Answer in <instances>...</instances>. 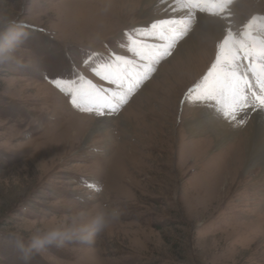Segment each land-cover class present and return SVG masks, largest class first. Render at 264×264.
Segmentation results:
<instances>
[{
  "label": "rangeland",
  "instance_id": "1",
  "mask_svg": "<svg viewBox=\"0 0 264 264\" xmlns=\"http://www.w3.org/2000/svg\"><path fill=\"white\" fill-rule=\"evenodd\" d=\"M146 3L0 0V13L26 33L13 58L0 61V264H264V166L248 169L186 131L207 114L200 109L214 115L187 97L215 63V39L177 43L169 55L170 26L151 24L176 13L165 14V0ZM254 10L264 14V0ZM14 32L0 19V50L18 43ZM115 56L124 62L113 60L105 74L101 65ZM123 63L133 67L128 83ZM61 88L86 106L126 102L101 117ZM255 116L223 123L236 135ZM97 121L108 126L89 139ZM101 203L120 217L92 243L73 239L28 260L17 249V236L42 221Z\"/></svg>",
  "mask_w": 264,
  "mask_h": 264
},
{
  "label": "snow or ice",
  "instance_id": "2",
  "mask_svg": "<svg viewBox=\"0 0 264 264\" xmlns=\"http://www.w3.org/2000/svg\"><path fill=\"white\" fill-rule=\"evenodd\" d=\"M255 2L256 0H165V14L171 11L176 13V17L159 19L151 24L153 30L158 25L170 26L172 44L169 45V55L171 48L177 43L191 46L209 35L215 39L218 49L215 63L203 78L202 84L190 89L187 97L189 102L197 106L213 109L214 115L209 117L213 125L223 121L242 123L255 113L264 127V14L254 10ZM130 43L135 44L136 41L131 40ZM87 55L91 58L93 54ZM113 60L116 66L124 62L123 57L115 56L101 67L112 66ZM92 70L99 74L95 65ZM76 76H80L78 71ZM52 83L60 88V80H53ZM61 91L71 96V103L75 107L101 117L118 113L122 103L126 102L123 96L115 104L101 98V102L86 106L78 101L77 91L66 88H61Z\"/></svg>",
  "mask_w": 264,
  "mask_h": 264
},
{
  "label": "clouds",
  "instance_id": "3",
  "mask_svg": "<svg viewBox=\"0 0 264 264\" xmlns=\"http://www.w3.org/2000/svg\"><path fill=\"white\" fill-rule=\"evenodd\" d=\"M0 19L7 20L15 27L14 38L18 42L14 47L0 50V61L10 60L26 33L20 23L6 14L0 13ZM95 211L81 209L59 222L42 221L32 228L27 238L18 235L16 247L25 260L31 258L33 253L41 252L48 246L62 247L66 242L78 239L81 243L90 244L94 238L107 230L120 217V210L116 207L101 203Z\"/></svg>",
  "mask_w": 264,
  "mask_h": 264
},
{
  "label": "bare ground",
  "instance_id": "4",
  "mask_svg": "<svg viewBox=\"0 0 264 264\" xmlns=\"http://www.w3.org/2000/svg\"><path fill=\"white\" fill-rule=\"evenodd\" d=\"M147 1L151 2L152 0H132L133 6H137L139 3L147 4L146 3ZM156 4H158V3H156ZM143 9L144 8H142L139 15H141V13L143 12ZM150 16L152 17V15H150ZM141 17H142V15H141ZM171 18L166 16V19H171ZM157 20H158V18L156 19V21ZM153 21L155 22L154 19H153ZM200 110L202 112H206L207 114H201L200 115V112L197 111L195 113H196V115H200V117H199L200 119H198L196 121L195 120L190 121L189 123L187 122L188 124H187V128H186L187 130L186 131L191 136H193V138H201L202 136H204V138H206L207 140H210L215 146H217L218 148H221L219 151H221L222 153L228 151V154L231 156L233 155V159L234 160L236 159L237 162L241 158L240 161H243L244 163L250 164V167L248 169H253V167H252L253 165L264 166V127L261 126V124L259 123L258 118L256 116L253 118L251 124L245 129V131L235 129V130H237V131H235L236 135H231L230 133H232L234 131H232L230 129H233V128L227 126L223 122H220V123L215 124V125L211 124L209 117L212 116V114L207 110H204V109H200ZM193 113H194V111H193ZM195 119H197V118L195 117ZM106 121H109V120L106 119ZM103 123H104L103 121H97V123L95 124V126L93 128L88 129L89 134H90V135L88 134L89 139H93V137H95V135L99 134L101 128H103V129L107 128L108 125L103 126ZM205 130H208L209 131L208 133L211 134L212 136L207 137V135H205V132H206ZM231 136L234 138L233 139L234 141L231 143H228L226 145V141L229 139V137L232 138ZM235 136H237V137L235 138ZM259 145L261 148L258 147ZM202 147H203V145H202ZM195 150L197 153V149H195ZM231 156H230V158H231ZM233 170H235V169H233Z\"/></svg>",
  "mask_w": 264,
  "mask_h": 264
}]
</instances>
